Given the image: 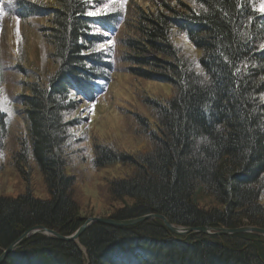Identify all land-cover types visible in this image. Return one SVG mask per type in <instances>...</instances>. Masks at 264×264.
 Here are the masks:
<instances>
[{
  "label": "trees",
  "instance_id": "16d2710c",
  "mask_svg": "<svg viewBox=\"0 0 264 264\" xmlns=\"http://www.w3.org/2000/svg\"><path fill=\"white\" fill-rule=\"evenodd\" d=\"M45 1L54 6L16 4L24 20H46L43 39L58 64L45 85L31 83L30 95L15 99L25 107L30 140L16 158H32L49 199L30 192L0 197V255L33 227L71 236L82 226L72 199L74 179L65 173L64 145L77 126L67 117L76 111L73 96L96 102L95 83L117 72L175 94L165 102L147 99L154 127L138 116L151 151L134 156L96 148L95 166L133 168L129 177L110 184L112 198L123 205L110 219L158 214L180 227L264 229V13L258 9L263 0H175L149 14L137 5L132 35L122 38L132 0L98 1L116 10L96 18L88 14L94 0ZM116 22L114 38L123 52L119 57L113 51L111 59L97 50L106 39L93 29L108 32ZM173 32L198 53L194 67L174 44ZM4 119L1 114L2 137ZM206 199L210 203L202 204ZM4 264H264V237H177L159 219L132 227L95 223L73 243L32 237Z\"/></svg>",
  "mask_w": 264,
  "mask_h": 264
},
{
  "label": "rangeland",
  "instance_id": "374dc122",
  "mask_svg": "<svg viewBox=\"0 0 264 264\" xmlns=\"http://www.w3.org/2000/svg\"><path fill=\"white\" fill-rule=\"evenodd\" d=\"M10 0H8L9 2ZM47 7L53 2L35 0ZM90 17H99L113 13L116 7L94 0ZM175 0H132L129 8L130 23L123 28L124 35H132L135 6H140L147 14L156 12L160 5H173ZM264 6V0L258 9ZM48 27L46 20H18L10 12L0 7V113L5 123L6 136L0 134V197L18 198L30 192L41 200L49 199L48 189L38 166L32 160L24 163L17 161L16 155L29 144V128L24 115V106L15 103L17 95H30L27 85L46 81L57 72L58 64L52 58L53 48L43 39V32ZM95 34H102L94 28ZM173 42L186 58L194 61L198 53L193 47L173 32ZM105 35V34H104ZM98 51L109 54L117 51L121 57L123 49L109 38L98 45ZM116 54V53H115ZM126 68L128 65L121 66ZM98 98L94 103L73 96L78 101L76 111L67 117L76 127L70 130L69 140L64 145L66 161L65 173L74 179L73 201L78 208L79 218L110 219V216L122 209V202L114 200L110 193V184L116 180L129 177L133 168L119 163L105 167L94 165L96 148H111L117 153L140 156L152 149L149 140L140 128L138 116L149 121L154 127L153 111L146 103L147 99L167 101L174 96L170 87L131 77L123 72L112 73L107 82H99ZM264 103V96L262 99ZM1 115V114H0ZM1 131V130H0ZM18 163V164H17ZM208 199L203 200L208 205ZM264 205V194L261 198ZM84 223V222H83ZM34 228V227H33Z\"/></svg>",
  "mask_w": 264,
  "mask_h": 264
},
{
  "label": "water",
  "instance_id": "95a60500",
  "mask_svg": "<svg viewBox=\"0 0 264 264\" xmlns=\"http://www.w3.org/2000/svg\"><path fill=\"white\" fill-rule=\"evenodd\" d=\"M152 219H159L161 220L167 230L177 236H186L190 234H206L209 236H229V235H238V234H258L264 237V229L257 228V227H241L237 229H224V228H209L207 226L202 227H180L173 225L166 217L163 215L158 214H149L139 218L125 220V221H118L113 219H93L88 218L84 219L81 218L80 220L84 222L82 226L77 230V232L69 237L62 236L54 231H51L43 226H37L34 228L29 229L23 235H21L14 243L8 246L5 251L0 256V264H3L4 261L8 258L10 254H12L16 249L21 247L31 236L37 234H49L59 241L62 242H73L79 239L85 231L95 223L99 224H106L115 227H132L142 222L152 220Z\"/></svg>",
  "mask_w": 264,
  "mask_h": 264
},
{
  "label": "snow or ice",
  "instance_id": "6c2138e0",
  "mask_svg": "<svg viewBox=\"0 0 264 264\" xmlns=\"http://www.w3.org/2000/svg\"><path fill=\"white\" fill-rule=\"evenodd\" d=\"M260 11L264 13V6L261 7ZM89 15H94L95 13H88ZM105 35H108L107 32H105Z\"/></svg>",
  "mask_w": 264,
  "mask_h": 264
}]
</instances>
